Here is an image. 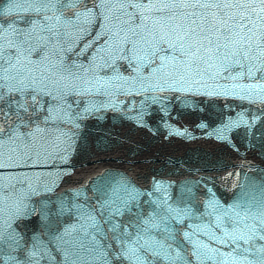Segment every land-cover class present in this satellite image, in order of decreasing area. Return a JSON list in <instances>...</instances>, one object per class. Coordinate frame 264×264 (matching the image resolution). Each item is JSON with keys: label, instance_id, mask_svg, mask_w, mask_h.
I'll return each instance as SVG.
<instances>
[{"label": "snow or ice", "instance_id": "6c2138e0", "mask_svg": "<svg viewBox=\"0 0 264 264\" xmlns=\"http://www.w3.org/2000/svg\"><path fill=\"white\" fill-rule=\"evenodd\" d=\"M4 3L10 7L0 4V205L8 200L14 204L7 219L0 222V258L5 248H10L23 257L9 256L15 264H40L35 259L38 251L26 250L28 240L39 239L27 232L37 211L32 198L38 193L28 175L19 170L42 166L51 149L59 147L61 137L71 140L59 128L61 118L53 115V102L72 98L79 103L77 95L103 93L111 87L122 90L125 85L139 84L145 91L180 92L192 85L207 86V81L229 79L250 81L234 85L242 91L264 92V0ZM89 35L95 39L84 45V52L94 44L100 46L85 66L77 63L84 52L76 45ZM121 68L129 74L125 76ZM84 118L77 116L69 122L79 131L81 124L76 120ZM36 203L46 218L47 205ZM102 209L100 219H96L95 209L76 206L86 223H80L82 217L77 216L76 224L65 226L53 239L66 242L65 236L82 233L81 241L86 243L78 242V250L88 253L96 264H162L164 260L187 264L180 252L171 256V245L166 249L154 238L152 230L160 225L144 219L142 209L126 201L115 206L102 204ZM244 211L243 216L239 212L235 218L227 216L231 231L212 237L233 246L228 253L211 249L225 258L224 264L228 260L233 264H264V202L250 203ZM68 212L71 219L72 210ZM64 214L61 205L58 215ZM3 215L5 207H0ZM164 232L168 233L167 227ZM165 239L175 240L171 234ZM37 247L33 244V249ZM249 254L254 259L249 260ZM71 255L65 254V264H74ZM193 255L200 258L197 252ZM40 258L51 259L47 254Z\"/></svg>", "mask_w": 264, "mask_h": 264}, {"label": "water", "instance_id": "95a60500", "mask_svg": "<svg viewBox=\"0 0 264 264\" xmlns=\"http://www.w3.org/2000/svg\"><path fill=\"white\" fill-rule=\"evenodd\" d=\"M0 4L10 7L4 0ZM94 39V35L85 36L77 50L84 52V45ZM99 46L94 44L77 63L87 66ZM120 71L129 74L124 68ZM248 83L247 79L207 81V86L192 85L180 92L125 85L122 90L111 87L103 93L77 95L79 103L72 98L53 102V115L61 118L59 128L71 140L61 137L59 147L51 149L42 166L19 170L28 175L38 193L32 198L37 211L27 232L39 239L28 240L26 250L38 251L35 259L40 264H65L66 253L72 254L74 264H96L88 253L78 250V242L86 243L81 241L82 233L65 236L66 242L53 237L76 224L77 216L86 223L76 206L95 209L100 219L102 204L126 201L142 209L144 219L160 225L152 235L166 249L171 245V256L180 252L187 264H224L225 258L211 249L228 253L233 246L212 237L231 231L227 216L235 218L237 212L243 216L248 204L264 202V92L234 87ZM77 116L85 117L76 120L81 124L79 131L69 122ZM36 201L47 205L46 218ZM13 204L14 200H8L0 205L5 207L0 222L7 219ZM61 205L64 215H58ZM168 234L175 240L165 239ZM33 244L38 247L33 249ZM45 254L51 259L40 258ZM9 256L23 258L6 247L0 264H15ZM248 258L254 259L251 254Z\"/></svg>", "mask_w": 264, "mask_h": 264}]
</instances>
